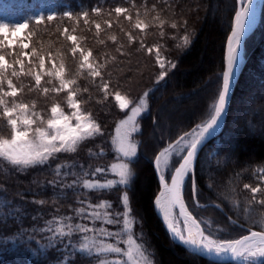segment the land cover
Segmentation results:
<instances>
[{
    "label": "trees",
    "instance_id": "obj_1",
    "mask_svg": "<svg viewBox=\"0 0 264 264\" xmlns=\"http://www.w3.org/2000/svg\"><path fill=\"white\" fill-rule=\"evenodd\" d=\"M152 5H156V11H151ZM117 6L129 9L132 21L124 19V14L117 17L113 11ZM97 7L102 10L100 15L92 12ZM40 8L45 21L37 24L34 14ZM48 9L54 11L55 20L47 21ZM137 9L140 10L139 18L149 24L143 32L133 27ZM145 9L149 10L147 16ZM236 9L235 0H146V3L135 0V7L132 0H0V19H21L29 23L27 32L32 35L28 37L30 46L27 50L36 49L32 59L38 61L37 56L43 55L48 60L50 53L55 61H62L66 78H75L77 85L74 87L81 89L77 98L86 101L83 110L90 112L103 130L102 136L82 142L76 153L57 154L56 159H50L42 166L20 171L0 160V264H99L100 256L71 251L73 245L78 247L81 242L79 234L71 237L72 245L68 244L67 237L63 242L53 241L52 233L46 230L48 222L53 221L51 226L55 227V219L74 216L73 209L80 206L78 200L81 199L92 203L110 201L113 208L109 211L122 210V187L99 192L81 189L74 193L50 183L58 180L54 172L57 164L70 166L62 171L75 172H80L83 165L84 170L91 173L96 167L109 169L113 163L124 162L116 157L111 138L116 124L127 111L116 106L112 95L104 100L86 73L77 74L79 53L73 57V45L64 34L65 28L68 34L78 37L82 48L91 49L93 57L106 64L105 78L112 83L110 92L118 90L134 103L145 91L149 92L148 109L138 118L140 131L134 136L138 149L130 164L134 178L129 191L131 214L138 225L140 223L136 231L142 234L144 244L151 248L157 264H218L188 253L173 243L161 227L152 210L158 192L153 160L167 143L209 117L211 104L220 88L225 42ZM84 11L89 13L87 25L79 19ZM157 12L167 21L163 29L153 20ZM65 13H71L74 19L69 20ZM105 21H111L112 27L108 28ZM172 21L178 24L177 29L169 26ZM95 23L101 24L99 35ZM258 25L244 43L248 64L240 72L234 88L223 131L207 143L197 157L194 179L197 199L201 205L205 204L204 208L200 209L192 202L191 177L184 188L186 203L193 215L214 226L233 229L232 237L247 234L243 228L232 224L233 220L247 229L264 230L258 223H253L264 216V206L253 204L248 216L243 211L251 198L243 184L256 186L260 183L256 169L264 167V140L249 131L251 125L264 134V9ZM128 32L135 37L131 44L126 35ZM113 35L117 38L115 42L109 39ZM185 35L190 37V44L179 46L183 45ZM157 47L166 68L168 61L176 65L159 82L157 77L161 69L154 60ZM148 48H152L151 54ZM8 59L14 61L13 55ZM35 66L25 64V72L30 68L34 72L39 70ZM15 84L23 87L18 99L29 104L35 102L36 110H46L51 99L56 97L52 92L44 94L31 76H22ZM52 86L55 85L47 83V87ZM84 88L89 91L84 92ZM249 96L251 110L246 113L242 101ZM0 135H10L2 120ZM100 148L104 149L103 156L91 155L98 153ZM112 178L108 172L95 177L101 181ZM65 179L70 182L73 177ZM39 200L45 203L35 202ZM99 226L100 222H97L96 227ZM105 227L122 230L123 225Z\"/></svg>",
    "mask_w": 264,
    "mask_h": 264
},
{
    "label": "snow or ice",
    "instance_id": "obj_2",
    "mask_svg": "<svg viewBox=\"0 0 264 264\" xmlns=\"http://www.w3.org/2000/svg\"><path fill=\"white\" fill-rule=\"evenodd\" d=\"M132 2L133 7H135V0H132ZM249 3H251V0H249ZM101 11L99 7L92 9V12L96 15H100ZM113 11L117 17L124 14V19L128 21L133 19L127 8L117 6ZM148 11V9H145V16L148 15ZM151 11H156V5H152ZM136 13L137 18L133 27L143 32L149 27V24L139 18V9L136 10ZM248 14V9L242 7L235 15L233 29L227 38L224 57L225 68L221 73L220 88L211 104L209 117L191 131L185 132L174 141L167 143L154 157L153 167L162 189L156 197L155 204L162 213V218L170 233L193 250L203 249L210 253L215 252L217 255L226 254L233 260L242 262V264H264V230H250L247 235L236 239H214L201 226V221L189 210L184 192L185 183L191 177L192 202L195 206L202 207L197 199L198 189L194 179L196 161L204 142L215 133L226 110L227 97L238 64L241 37L244 32V20L248 17ZM64 16L69 20L74 19L71 13H65ZM88 17L89 13L84 11L79 19H83L87 25L89 23ZM46 19L47 21H53L56 17L48 15ZM153 20L158 21L161 29L167 22L161 19L159 12L153 17ZM44 21L45 17L43 15L36 18L37 24H42ZM105 23L108 28L112 27L111 21H105ZM169 26L172 29H177L178 24L172 21ZM28 29L29 23L27 21L11 26L8 23H0V120L10 130V135H0V160L7 162L20 171L48 164L50 159H56L57 154L60 153H76L82 142L103 135L100 124L93 119L90 112L83 110L82 105L86 101L77 98L81 89L78 86L74 87L77 85L75 78H66L65 64L62 61L57 66L55 58L49 53L52 67L46 70L45 57L38 55L39 71L33 72L30 68L25 72L24 61L27 59L29 64H33L32 57L36 55V49L33 48L31 52H19L12 63L6 59L3 54L4 49H8L12 55H17L15 53L17 47L22 50L29 48V43L25 41L32 33L27 32ZM95 30L99 35L101 32L100 23H95ZM64 34H66L67 40L72 42L71 53L73 57L79 53L77 74L86 73L91 78L94 86L103 94L104 100H107L109 95H114L119 109L121 111L128 110L125 117L116 124L115 134L111 138V145L116 157L124 162L113 163L109 169L96 167L91 173L84 170L83 165L80 166V172H75L62 171L70 166L57 164L54 172L58 180L50 181V183L63 189H71L74 193L81 189L87 192H99L122 187L123 191L120 197L122 210L109 211L113 208L110 201L92 203L81 199L78 200L80 206L73 209L74 216L67 215L55 219V227L51 226L53 221H49V227L46 230L52 233L53 241L63 242L64 238H69V245H72L71 237L79 234L81 242L78 247L72 246V252H80L88 256H99L103 253L116 254L115 258L107 261L101 260L99 264H151V261L142 250V245L133 238L132 230L136 220L131 214L129 197L131 183L134 178L130 164L137 156L138 149V143L135 141L134 136L140 131L138 118L148 109L147 97L149 92L145 91L136 103L127 95H122L118 90L110 92L112 83L110 79L105 78L106 64L96 60L91 49L82 48L78 43V37L68 34L67 28L64 29ZM126 35L130 44L135 41V37L130 32ZM161 35H163V32H161ZM109 39L115 42L117 38L113 35ZM190 42V37L185 35L183 45L179 46H187ZM100 43L103 44L104 41L101 40ZM141 47H144V45L141 44ZM147 50L149 53L152 52V48ZM156 62L161 69L157 82L164 80L168 70L176 66L168 61V67L166 68V63L159 55L158 47ZM17 66L19 71L16 70ZM33 67L36 66L33 65ZM42 74L58 80V86L44 87L43 93L59 94L66 92V104L70 110L68 113L65 112L60 103H52L50 116L45 120L39 112L35 111V102L29 104L18 99V94L23 91V87L14 84L12 78L19 79L21 75H28L34 79L35 86L39 87ZM48 84H52L51 79L48 80ZM83 91L88 92L89 89L84 88ZM104 154L103 148H100L98 153H91V155L99 156ZM106 172L118 177V179H107L104 182L95 179L98 174ZM256 173L260 183H257L256 186L248 183L243 184V189L251 193V198L243 209L246 216L250 214L253 204L264 206V187L261 186L264 185V167H258ZM70 176L73 179L69 182L65 178ZM89 176L93 179L88 178ZM258 194H260L259 197ZM35 202L38 204L45 203L43 200ZM74 220L80 222H74ZM97 222H100L99 227H96ZM121 223L123 225L122 230L115 227L109 230L105 227V225L118 226ZM181 223L182 228L179 227ZM232 223H236V221L233 220ZM253 223H258L264 229V216L258 221H253ZM125 235L126 239L123 238ZM121 243L126 247H120Z\"/></svg>",
    "mask_w": 264,
    "mask_h": 264
},
{
    "label": "rangeland",
    "instance_id": "obj_3",
    "mask_svg": "<svg viewBox=\"0 0 264 264\" xmlns=\"http://www.w3.org/2000/svg\"><path fill=\"white\" fill-rule=\"evenodd\" d=\"M239 1H241V0H239ZM235 2H236V4H237V0H235ZM264 9V0L262 1V4H261V8H260V17H261V12H262V10ZM46 13H47V15H54V11L52 10V9H48L47 11H46ZM41 15H43V10L40 8V9H38L36 12H35V14H34V20L36 21V18L37 17H39V16H41ZM234 17V16H233ZM23 22H26L25 20H21V19H16V20H10V19H7V18H2V19H0V23H8L10 26L11 25H15V24H17V23H23ZM258 26L259 25H257L256 27H254L253 28V30L247 35V37L245 38V40L251 35V34H253V32H254V30H256L257 28H258ZM256 37H257V35H255ZM245 40H244V43H245ZM25 42H28V39L25 41ZM21 51H28V50H22V49H20L19 47H17L16 49H15V53L17 54V55H13V60H15L16 58H17V56H18V54H19V52H21ZM9 52V50L8 49H4L3 50V54L6 56V59L7 60H10V59H8L9 58V56H11V54L10 53H8ZM243 52H244V63H243V65H242V67H241V70L240 71H242V69H244L245 68V66L248 64V59L246 60V57H245V54H246V52H245V45H243ZM252 52H253V50H252ZM155 53V52H154ZM151 54V53H150ZM156 59H157V55L155 56V58H154V60L156 61ZM163 59V58H162ZM32 61H33V64H29L28 63V60L27 59H25V61H24V63L26 64V65H29V66H32V65H37L38 66V61H34V58L32 59ZM164 61V60H163ZM10 63H12L13 61H9ZM165 62V61H164ZM166 63V62H165ZM247 63V64H246ZM56 64H57V66L59 65V61H57L56 60ZM156 66L157 67H159V65L157 64V62H156ZM52 67V63H51V61L48 59V60H45V69L47 70V69H50ZM26 69H28L27 67H26ZM16 70L17 71H19V67L17 66L16 67ZM33 70V69H32ZM254 70V68H253V65H252V68H251V71H253ZM37 71H39V70H37ZM27 72V71H26ZM33 72H34V70H33ZM253 73V72H252ZM24 77V78H26L28 75H21V77ZM45 78H44V77ZM65 76H66V72H65ZM21 77L19 78V79H21ZM13 79V83L15 84L16 82H19V79H17V78H15V77H13L12 78ZM49 79H51L52 80V85H55V86H58V80H55L54 78H51V77H48L47 75H43L42 74V81H41V85L39 86V87H37V88H40L41 89V91L43 92V88L44 87H47V83H48V80ZM34 80V79H33ZM17 85V84H16ZM6 87V86H5ZM259 88V87H258ZM66 92H61V93H59V94H56L55 93V98H53V99H51V104H50V106H49V108H47L46 110H44V109H41V110H36L35 109V111H37V112H39L40 113V115L41 116H43L44 118H45V120L47 119V118H49V116H50V107H51V105H52V103H60V105H61V107H63L64 108V110H65V112L66 113H68L70 110L67 108V104H66ZM112 97H113V101L115 102V99H114V95H112ZM251 102H252V99H251V96H249V97H246V98H244L243 99V101H242V106H243V112H246V113H249L250 112V106H251ZM115 104H116V102H115ZM249 104V105H248ZM116 106L118 107V105L116 104ZM119 108V107H118ZM236 110V109H235ZM124 111H128V110H124ZM236 112V111H235ZM182 115V114H181ZM260 125L263 123L262 121H261V119H260ZM196 127V126H195ZM194 127V128H195ZM249 131H250V133H252L253 135H255V136H259L260 138L259 139H263L264 140V134H263V132L262 131H260L259 132V129L258 128H254L253 126H251V125H249ZM192 130V129H191ZM190 130V131H191ZM189 132V131H188ZM115 134V133H114ZM114 134H113V136H114ZM112 136V137H113ZM262 137V138H261ZM213 139H211L210 141H212ZM209 141V142H210ZM208 142V143H209ZM119 163H121V162H119ZM119 163H117V164H119ZM110 168V167H109ZM110 174V173H109ZM111 175V174H110ZM113 176V175H112ZM115 176H113V178L112 179H115L114 178ZM116 179H118V177H116ZM104 181H106V180H103V181H101V182H104ZM262 187H264V185H262ZM210 205H212V204H210ZM204 206H205V204L204 205H202V207H198V208H200V209H202V208H204ZM212 206H214V205H212ZM197 207V206H196ZM200 221H201V226L202 227H204L206 230H207V232L208 233H210L212 236H213V238L214 239H236V238H239V237H232L233 236V233L235 232L233 229H231V228H225V227H220V226H214V225H212L211 223H209L208 221H206V220H201V219H199ZM231 223H232V221H231ZM232 224H234V225H236V226H239V227H241V228H243L247 233L251 230V229H247V228H245V227H243V226H241V225H239V224H237V223H232ZM138 225V222L136 221V223L134 224V226H133V238L137 241V243H139V244H141L142 245V250L145 252V255L149 258V260L151 261V264H157V260H156V258H155V256L153 255V253H152V251H151V248L148 246V244H144V239H142V234L141 233H137V231H136V226ZM139 225H140V223H139ZM139 225H138V227H139ZM137 227V228H138ZM162 227V226H161ZM163 228V227H162ZM164 229V228H163ZM165 231V230H164ZM166 232V231H165ZM136 233V234H135ZM167 233V232H166ZM167 235H168V237H169V239L173 242V240L170 238V236H169V234L167 233ZM126 239V238H125ZM173 243H175V242H173ZM176 244V243H175ZM120 247H126L123 243H121L120 245H119ZM181 247V246H180ZM184 249V248H183ZM185 250V249H184ZM187 251V250H186ZM188 252V251H187ZM188 253H190V252H188ZM190 254H192V253H190ZM115 255L116 254H112V253H103V254H100L99 256H100V261L101 260H111V259H113V258H115ZM192 255H194V256H197V255H195V254H192ZM197 257H199V256H197ZM201 258V257H200ZM223 264H230V263H223ZM233 264H237V263H233Z\"/></svg>",
    "mask_w": 264,
    "mask_h": 264
},
{
    "label": "water",
    "instance_id": "obj_4",
    "mask_svg": "<svg viewBox=\"0 0 264 264\" xmlns=\"http://www.w3.org/2000/svg\"><path fill=\"white\" fill-rule=\"evenodd\" d=\"M254 0H251V3L253 2ZM251 3H249V0H245V2L243 4H241V2L239 0H237V9H236V13L238 11H240V9L243 7V8H247L251 5ZM235 13V15H236ZM234 23H235V16H234V19H233V23H232V26H231V30L229 32V35L231 34V31L233 29V26H234ZM251 32V31H250ZM249 32V33H250ZM248 33V34H249ZM243 38V40H245V38L247 37V35ZM228 35V36H229ZM228 38V37H227ZM226 45H227V40L225 42V47H224V54H223V65H222V72L225 68V60H224V57H225V54H226ZM221 72V73H222ZM239 74H240V70L238 71V73H235L234 75V78L232 80V84H231V90H230V93L227 97V104H226V110L223 114V118H222V121L220 122V125L219 127L217 128V130L215 131V133H213L211 136L208 137V139L204 142L202 148L204 147V145H206L211 139H215L217 138L221 132L223 131V128H224V125H225V122H226V118H227V115H228V110H229V106H230V102H231V99H232V94H233V91H234V88L237 84V81H238V77H239ZM201 148V149H202ZM200 149V150H201ZM200 152V151H199ZM154 169V167H153ZM154 172H155V175H156V179H157V183H158V192L155 196V198L153 199V202H152V210H153V213L156 217V219L158 220V222L160 223V225L164 228V230L169 234L170 238L173 240V242H175L177 245L181 246L182 248H184L185 250H187L188 252L192 253V254H195L209 262H212V263H218V264H223V263H230V264H233V263H237L236 260H233L230 256H223V257H214L213 255H209L205 252H203L202 250H199V251H195L193 250L190 246L188 245H185L183 244L182 242H180L178 239H176L169 231V229L167 228L163 218H162V214L159 212L156 204H155V200H156V197L159 195L160 191L162 190L161 189V185L159 183V180H158V176H157V173L154 169ZM249 233V232H248ZM247 233V234H248ZM246 234V235H247Z\"/></svg>",
    "mask_w": 264,
    "mask_h": 264
},
{
    "label": "bare ground",
    "instance_id": "obj_5",
    "mask_svg": "<svg viewBox=\"0 0 264 264\" xmlns=\"http://www.w3.org/2000/svg\"><path fill=\"white\" fill-rule=\"evenodd\" d=\"M245 0H241L240 2H243ZM263 0H254L251 5L248 7V17L244 20V32L241 37V44L239 48V57H238V64L235 73H238V71L241 69L243 63H244V52H243V45L244 40L243 38L248 34L254 27L257 26L260 19V8ZM160 212V211H159ZM161 213V212H160ZM162 214V213H161ZM179 227H183L182 223L179 225ZM203 252L213 255L214 257H223V256H229V255H217L215 252H207L203 249H201ZM237 264H242V262H238Z\"/></svg>",
    "mask_w": 264,
    "mask_h": 264
}]
</instances>
